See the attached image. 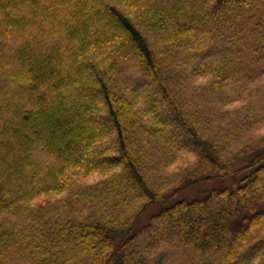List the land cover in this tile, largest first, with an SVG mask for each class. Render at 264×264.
I'll list each match as a JSON object with an SVG mask.
<instances>
[{
	"label": "trees",
	"instance_id": "obj_1",
	"mask_svg": "<svg viewBox=\"0 0 264 264\" xmlns=\"http://www.w3.org/2000/svg\"><path fill=\"white\" fill-rule=\"evenodd\" d=\"M0 264H264V0H0Z\"/></svg>",
	"mask_w": 264,
	"mask_h": 264
},
{
	"label": "rangeland",
	"instance_id": "obj_2",
	"mask_svg": "<svg viewBox=\"0 0 264 264\" xmlns=\"http://www.w3.org/2000/svg\"><path fill=\"white\" fill-rule=\"evenodd\" d=\"M200 133H201V135L200 136H202V137H204L205 135H204V133H202V131H200ZM205 138V137H204ZM184 145H186V143H184ZM196 189V188H195ZM195 193V191L194 190H190V191H188V196H191V195H193ZM187 196V195H186Z\"/></svg>",
	"mask_w": 264,
	"mask_h": 264
}]
</instances>
